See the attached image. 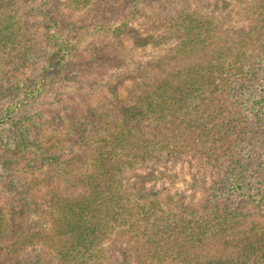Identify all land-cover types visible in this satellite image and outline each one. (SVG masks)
I'll return each mask as SVG.
<instances>
[{"label":"trees","instance_id":"trees-1","mask_svg":"<svg viewBox=\"0 0 264 264\" xmlns=\"http://www.w3.org/2000/svg\"><path fill=\"white\" fill-rule=\"evenodd\" d=\"M63 1L0 0V89H19L0 99V127L14 133L0 167L18 166L0 205V264H264V220L253 219L264 215V0L243 4L247 30L163 7L145 35L129 23L154 0H132L119 26L108 20L124 0ZM94 36L168 45L167 65L139 71L128 103L32 141L30 123ZM89 49L101 67L102 49ZM168 163L195 169L200 201L156 184Z\"/></svg>","mask_w":264,"mask_h":264},{"label":"rangeland","instance_id":"rangeland-1","mask_svg":"<svg viewBox=\"0 0 264 264\" xmlns=\"http://www.w3.org/2000/svg\"><path fill=\"white\" fill-rule=\"evenodd\" d=\"M40 1V0H38ZM63 1V0H62ZM249 0H154L149 4L142 5L140 11L137 13L130 26L137 29L141 34L145 35L147 32L155 34L159 31L158 26L153 24V15L166 8L172 11L180 9H193L201 13L213 15L221 21L223 27L228 30L232 27L236 32L240 30H247L250 26L249 21L245 20L242 12L243 4ZM132 0H124L118 6L114 5L115 15L108 20L110 24L115 26L121 25L122 15ZM60 4V3H59ZM162 4V5H161ZM55 5V4H54ZM61 11L64 17L61 18V26L69 22L67 12L64 8V1L61 3ZM161 5V7H159ZM224 21V22H223ZM105 41H108L106 45ZM110 41V37L94 36L84 40L79 47V55L75 64L69 63V70L62 82L57 84L50 96L47 97L41 107L43 115L40 120L34 118L30 123V135L32 141H38L45 133L59 129L63 125L65 118H76L95 108H103L111 111L116 108L119 101L128 103L131 101V90L134 87L133 78L139 75V71L145 74L155 72L152 65L162 62L166 64V58L169 55L168 45L156 46L150 45L146 48L138 47L129 37L123 39ZM97 47L102 49L103 63H92L89 61L90 49L89 47ZM79 60V62H78ZM82 60V61H81ZM167 65V64H166ZM20 79L33 78L30 71H21L16 73ZM145 74H140L138 80H143ZM126 77V78H123ZM15 79L7 80L0 89V99L7 97L13 99L16 97L18 87ZM27 81V80H26ZM116 96H114V92ZM14 133L10 129L0 127V151L6 149L5 145L13 142ZM5 147V148H4ZM18 169L17 163L4 165L0 167V205L5 203L9 196H6L5 190L12 188L13 177L15 171ZM46 168H43L42 173H46ZM161 179L156 183L160 188L166 187L167 191L173 193L184 194L189 201H200L203 194L195 190L193 187L195 169L188 163H168L160 166ZM3 171V172H2ZM76 171L69 175L70 182H73V175ZM65 177L57 179L53 177L52 182L63 184V187L70 186V183L65 181ZM72 185V184H71ZM254 210L253 219L264 220V215H260ZM264 211V209H263ZM264 214V212H263Z\"/></svg>","mask_w":264,"mask_h":264}]
</instances>
